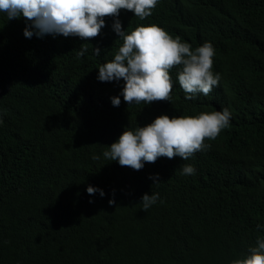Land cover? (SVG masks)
<instances>
[{
	"label": "trees",
	"instance_id": "obj_1",
	"mask_svg": "<svg viewBox=\"0 0 264 264\" xmlns=\"http://www.w3.org/2000/svg\"><path fill=\"white\" fill-rule=\"evenodd\" d=\"M116 19L129 34L155 24L193 50L210 42L218 86L186 100L173 68L171 102L128 105L122 79L98 80L123 43ZM28 24L0 13V264H232L264 238V0H158L143 20L105 18L88 41L28 38ZM224 109L229 126L186 161L137 171L103 155L160 115ZM145 193L159 194L147 211Z\"/></svg>",
	"mask_w": 264,
	"mask_h": 264
},
{
	"label": "clouds",
	"instance_id": "obj_2",
	"mask_svg": "<svg viewBox=\"0 0 264 264\" xmlns=\"http://www.w3.org/2000/svg\"><path fill=\"white\" fill-rule=\"evenodd\" d=\"M158 0H0V13L9 20L21 16L29 22L24 30L25 37L33 34L63 35L79 37L88 41L97 37L105 27V18H118L121 10H127L141 20L152 15ZM114 31L123 41L114 59L99 67L98 80L102 82L124 81L121 95L128 104H151L171 102L174 82L170 70L178 68L179 86L186 100L197 94L208 96L217 87L220 75L213 72L215 49L210 42L192 49L180 37L173 38L163 28L151 24L139 26L130 34L122 29L118 19ZM87 48L77 53L83 57ZM99 56L100 49L93 47ZM119 97L112 98L113 106H119ZM231 113L228 109L200 113L198 116L160 115L150 124L133 130H124L118 140L103 153L110 161H118L122 167L141 170L145 163H155L166 157L181 160L190 159L197 151L210 147L205 140H215L220 132L229 126ZM2 123V119H0ZM99 157H94L98 159ZM195 168L184 165L183 175H194ZM153 183L159 182V175L150 176ZM102 190L89 186L87 192L93 194ZM159 200V194L145 193L140 203L147 211ZM91 202V201H90ZM115 204L114 199L109 205ZM262 225H257L260 230ZM232 264H264V238L257 237L256 246L248 249V254Z\"/></svg>",
	"mask_w": 264,
	"mask_h": 264
}]
</instances>
